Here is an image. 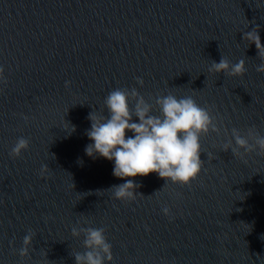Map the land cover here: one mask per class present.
Masks as SVG:
<instances>
[{
	"label": "water",
	"instance_id": "95a60500",
	"mask_svg": "<svg viewBox=\"0 0 264 264\" xmlns=\"http://www.w3.org/2000/svg\"><path fill=\"white\" fill-rule=\"evenodd\" d=\"M255 26L264 44V0H0V264H74L78 221L106 229L110 264H264V156L220 150L232 128L264 135V73L241 39ZM221 57L243 59L245 74L209 73ZM115 88L211 109L221 133L201 136L190 186L149 173L125 178L141 185L134 201L104 191L124 179L113 161L85 154V132ZM19 137L29 147L11 158Z\"/></svg>",
	"mask_w": 264,
	"mask_h": 264
},
{
	"label": "clouds",
	"instance_id": "9594fccd",
	"mask_svg": "<svg viewBox=\"0 0 264 264\" xmlns=\"http://www.w3.org/2000/svg\"><path fill=\"white\" fill-rule=\"evenodd\" d=\"M241 39L249 45H255L257 57L261 61L256 66V71L264 73V44L259 36V26L243 32ZM208 72L241 77L246 72L245 61L241 59L231 64L221 57L218 63L212 61ZM3 73L4 68L0 66V84L7 83ZM136 82L143 86L141 78H136ZM69 86L70 82L66 81L65 87ZM103 103L107 115L92 111L87 117L90 128L86 130L85 135L91 143L85 146L84 151L92 159L101 157L114 162L112 174L116 178L124 179V182L104 190L111 193L113 200L126 203L136 200L137 196H143L136 191L141 187L140 184L132 179H125L138 175L143 177L156 173L159 178L165 180V184L170 182L190 186L201 172L204 163L200 158L201 136L210 131L217 135L221 133V127L218 126L211 109L198 105L191 96L178 98L169 93L157 96L153 105L146 101L136 88H115L107 94ZM154 106L158 109V114H154ZM22 118L26 122L29 119L27 116ZM74 130L73 126L72 131ZM129 132L131 135H126ZM224 135L228 136L227 130ZM29 142L27 138H17L9 156L18 158L28 149ZM220 150L230 151L233 156L243 157L253 152L264 156V135H261L255 126L248 128L243 134L237 128H232L230 138L222 143ZM208 159H212L210 153ZM47 169V165H42L39 175L43 177ZM162 213L169 216L170 209L163 207ZM87 223L85 220L84 224ZM105 231L103 227L82 226L79 221L72 227V237L83 236L84 249L83 252H75L72 255L74 264H110L112 245L107 242ZM34 235L29 229L23 237L22 246L14 250V254L21 258L27 257ZM44 255L46 256V253Z\"/></svg>",
	"mask_w": 264,
	"mask_h": 264
}]
</instances>
